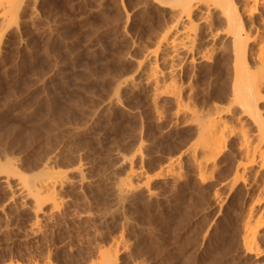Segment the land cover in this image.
Listing matches in <instances>:
<instances>
[{"label":"rangeland","instance_id":"374dc122","mask_svg":"<svg viewBox=\"0 0 264 264\" xmlns=\"http://www.w3.org/2000/svg\"><path fill=\"white\" fill-rule=\"evenodd\" d=\"M141 1L36 0L23 8L17 23L6 30L0 51V153L5 152L12 157L18 156L17 165L23 171L32 167L39 156L53 147L62 150L79 149L83 160L86 158L89 159L88 161L98 160L95 162L98 166L95 167L99 169L96 168L98 174L103 171L104 174H112L116 168L113 175L117 176L115 172L119 174L124 172L120 156L129 155L142 139L146 146L143 147V153L146 154L143 158L146 159L141 163L144 165L147 162L144 167L149 174L151 173L150 176L160 172L159 162H162L164 157L163 162L167 156L175 157L180 154L179 159L182 160H179L181 165L179 167L182 168L179 171L184 174L181 176L179 172L177 176L178 183L183 185L174 187V190L165 185L162 181L163 177L171 175H163L164 172L161 171L162 175L158 173L159 177L151 178V182L154 180V184L152 183L154 187H158L160 183V187L162 186L157 190L160 197L158 201L154 199L150 203H153L152 206L149 202H137L139 206L137 203H131L135 204L132 206L128 202L123 208L116 207L114 199L109 196L111 194L109 191L106 192L108 189L100 188L96 191L91 186L84 187L86 189H83V192L77 193L66 185L64 186L67 187L66 189L63 187L58 192L57 201L54 204L45 203L42 207L45 210L43 209V212L39 210L38 215L35 214L36 217L24 202L28 199H24L22 206L19 203L20 206L17 208L18 197H15L17 198L15 200L13 198L12 201L8 199V193L1 190L0 208L3 209H0L2 210L0 211V264H9V262L88 264L89 259L95 258L99 249L111 244V239L117 235L124 240L123 243L117 244L118 246L114 245L117 246L115 247L119 259L117 264H133V262L138 264L139 260L140 264L252 263V257L246 255L243 247L240 246L241 230L238 227L240 225L238 213L241 197L238 201L237 198L231 201L230 196L229 198L224 196L222 209L208 204L212 203L210 195L214 188L211 183L213 175L220 176L228 172L226 169L230 163L229 158L231 159L230 150L232 148L233 151L237 147L234 137L231 136L230 139L229 136L227 137L226 147L223 148L224 150L221 149L222 153L220 150L218 155H212L215 156L214 160L211 159L217 168L212 167L210 175L206 171L208 170L206 166L205 169L201 167L205 176L202 175L205 178L203 184L209 185V187L205 186L209 190V195L204 185L198 186L197 179L190 176L192 171L187 168L186 157H183L187 145L196 139L194 125L188 123L189 121L181 122L180 119L174 122L175 118L171 113L174 105L169 96L160 95L151 107L145 96V89L144 92L143 88L136 87L135 90L128 91L121 85L119 95L124 107L105 105L119 80L131 75L136 77L134 59L141 51L132 48V39L140 41L139 45L142 47L148 44L152 36L148 30L155 19L140 12L138 6ZM124 10L129 15L137 13V20H130L125 24ZM124 28L127 29V33ZM192 80V91L184 98L188 103L184 102L190 106H203L204 81L200 78L197 81ZM75 125H79V128L70 127ZM37 140L40 142L33 146V142ZM116 156H119L118 159ZM70 160L74 162V159ZM116 160L120 161L122 167L116 163ZM110 168L114 169L109 172ZM121 170L123 172H120ZM187 172L190 174L188 175ZM211 176L212 178H209ZM183 177L184 180H189V186L185 183L186 180L181 181ZM168 188L171 191H168ZM197 189L203 193H198ZM166 190L172 195H168ZM204 191L207 193L204 194ZM193 193L197 199H201L200 203L198 200V202L193 201L195 198ZM202 200L205 201V205ZM165 201L167 204H164ZM11 202L15 204L13 203L12 206ZM155 202L161 206L159 207ZM228 203L232 204V207ZM155 205L158 207H154ZM191 206L193 207L189 212ZM117 208L120 210L117 211ZM160 208L164 209L160 210ZM184 208L187 210L185 211ZM200 208L205 210L201 211ZM222 210L224 213L221 212ZM187 213L189 214L186 216ZM180 214L185 215L186 218ZM124 215L126 219L123 218ZM124 221H127L126 224ZM165 225L168 229H163ZM263 235L264 233L257 238L260 248L264 247ZM164 238L167 243H171L169 246L163 242ZM124 242L127 247L129 244L126 249L122 247ZM206 245L209 247H205ZM160 246L162 249H159ZM164 248L167 251L165 253ZM157 249L165 256L159 254ZM162 257H166L167 260L163 261ZM159 258L162 260H158ZM263 261L260 258L258 262Z\"/></svg>","mask_w":264,"mask_h":264},{"label":"bare ground","instance_id":"6f19581e","mask_svg":"<svg viewBox=\"0 0 264 264\" xmlns=\"http://www.w3.org/2000/svg\"><path fill=\"white\" fill-rule=\"evenodd\" d=\"M35 1L36 0H0V51L4 44L3 37L6 30L17 23V19L23 8ZM121 3L123 4V2ZM122 7L125 8L124 6ZM138 9L142 14H147L150 18L155 19V22L151 24L150 30H148L152 36L148 44L142 47L139 45L140 41L138 42V40L132 39V48H136V50L138 48L141 51H139V57H137V55L134 59L136 61V66L134 68L136 77H132L131 75L119 80L113 87V91L107 98L105 105L108 107H124L120 98L121 96L119 95L121 85L124 86L123 89L126 88L128 91L136 87L143 88V91L145 89V96L151 107L160 95L169 96L174 105L173 111L171 112L175 118L174 122L180 119L181 122L189 121L188 123L191 122L194 125L193 128L195 130L196 139L191 144L187 145L184 151L185 153L183 152L185 155L183 157H186V159H184L186 160L187 168H190L192 171V175L190 176L197 179L198 186L200 187L205 180V178L202 177L204 173L202 168L204 167L205 169L206 166V169H208L206 171H208V175H210L213 170L212 167L215 168L217 166L213 161L214 157L219 154L221 149H225V140H227V137L229 136V139L231 136L232 138L234 137L235 141H233L236 143L235 147L236 145L237 147L233 151L230 147L231 159L229 158L230 163L228 161L229 165L226 169L228 172L226 171L227 173L225 172V175L222 173L220 176L213 175V178L212 176L209 177L212 178L211 183L213 185L212 187H214L213 191L211 187V195L209 190L205 187H209V185H203L206 191L208 190L211 197L210 199H212V201H210L212 203L208 204L215 207L217 206L218 209L223 206L222 198L224 196L228 198L230 196L229 200L231 199V201L232 199L234 200V198H237L236 200L238 201V198L241 197V203L239 204L241 206L238 213L240 218L238 219L240 220V225L238 227L241 230L240 246L243 247L246 255L248 254L252 257L251 264H264V261L262 263L258 262L260 258L264 260V247L260 248V245H258L260 243L257 241V238L264 233V0H142ZM125 10V24L130 20H137V13L129 15ZM126 30L125 32L127 33ZM199 78L204 81V90L201 89L204 91L202 95L203 101L201 100L204 102V105L200 107L190 106V104H186L188 102H186L184 98L190 95L192 91V79L197 81ZM70 127L72 129H77L79 125ZM39 142V140L34 141L33 146ZM143 144L141 139L139 144H137L138 146H136L129 155L123 153L126 155L120 156L121 159H119L123 164L124 172L121 170L120 172H123V174L120 173L121 175L116 172L114 173L120 176L113 175L116 168L109 169V172L111 169H114L112 174H104V166L101 168L104 175L102 173V175L98 174V166L95 165V162H98V160L95 162L93 159L88 161L89 159H85V156L83 157L85 160H83L80 155L82 154L80 153L81 151H78L79 149L68 148L67 150H62L58 147H53L46 150L42 155L39 154L41 156H37V161L35 163L32 162L34 165L28 168V170L23 171H21L22 169H19L20 167L17 165L18 156L14 157L13 155L12 157V155L8 156L6 155L7 153L5 154L4 152L3 154L1 152L0 192L1 190L7 192L9 195L8 199H12V201L13 198L15 200L17 199L15 197H18L21 202L18 200L17 208L20 206L19 203H23L24 199H30V201H24L27 203H24V205L26 204L28 209L30 208V212H34L33 216L35 217L37 212H43L45 210L44 208V210L42 209L45 203L48 204L47 202H50V204H54L57 201L58 192L66 185L77 193L80 191L83 192L82 190L84 187L91 186H93L95 190H99L100 188H105L104 190L108 189L106 192L109 191L111 194L109 196H111L115 204H117L116 207L121 206L123 208V205L125 203L128 204V202L129 204L137 202H149L150 204L154 199L155 201H158V198L160 199L157 190L161 183L158 187L155 186V189L153 186L154 180L151 182V178L159 177L158 175L161 171L164 172H162L163 175H171L170 177L165 175L166 178L162 176V181L165 182V185L167 184V186L172 189L183 185L182 183H178L177 176L179 175L178 173L181 172L179 169L182 167H179L181 166L179 162L182 159H179L180 154H177L175 157L167 156L165 162H163L165 159L164 157L163 161L161 160L162 162H159V167L161 166V170L159 169L160 172H155L156 174L153 173L151 177V173L149 174V171L147 172L144 167L147 162L144 165L141 163L144 162L142 160L146 159L143 158L146 155L143 153V147L145 146V144ZM119 154L121 155V153ZM206 154L208 156H206ZM230 154L228 156H230ZM212 155L215 156L213 157ZM118 157L116 156L117 159ZM211 158H213V160ZM70 159H74V162ZM116 161V163L120 162L119 160ZM118 165H120V163ZM101 166H99V168ZM207 166L210 167L207 168ZM209 169L211 170L210 172ZM187 170L189 172V169ZM100 172L101 171H99V173ZM183 174L184 173L181 172V176H183ZM219 174L220 173L217 175ZM181 176H179V178H181ZM184 177L181 181L184 180ZM186 181L185 183H188L189 186V180ZM190 182L193 183V181ZM208 183L210 184V182ZM193 185H195V183ZM167 186L163 187L167 188ZM160 188H162V186ZM169 190L170 188H168V191ZM173 190L172 192H174ZM182 190H187L188 192L189 188L187 187L186 190ZM206 191H204V194L207 193ZM182 192L180 193L182 194ZM199 192L198 190V193ZM222 192H224L225 195L223 193L221 197ZM166 193H168L167 190ZM169 193L168 195H172ZM98 194L96 193V195ZM100 195L99 198L101 197ZM105 195L107 196V193ZM194 196L195 198L197 197L195 194ZM164 198L166 197L164 196ZM195 198L193 199L194 202L201 200L197 198L195 200ZM6 199L4 201H6ZM113 199L111 200L113 201ZM165 200L167 201V199ZM205 200L207 202L209 201V199ZM166 201L164 204H167ZM15 202L13 203L15 204ZM200 202L201 201L198 203ZM227 202L224 203L226 204ZM190 203L191 202H189V204ZM204 203L205 201H203V204ZM137 204V206H139V203ZM152 204L150 205L152 206ZM208 204H206L207 208ZM22 205L23 204H21V206ZM157 205L159 206V204ZM1 206H3V204H1ZM198 206L199 205H197V207ZM24 207L21 208L24 209ZM192 207L193 206H191L189 212H191ZM1 208L3 209V207ZM118 208L117 211L120 210ZM226 208L228 207L226 206ZM158 209L159 208H157V210ZM161 209L164 208H160V210ZM184 210L186 211L187 208H184ZM202 210L205 209L202 208L201 211ZM221 212H223V210ZM188 214L189 213H187L186 216ZM181 216L183 217L185 215ZM123 218L126 219L125 215ZM124 222L126 224L127 221ZM123 225L121 226L123 227ZM163 229L168 228H166L165 225ZM121 238L122 237L119 235H117V237L113 236L110 242L114 244L111 243L108 244L107 247L101 250L99 249L96 257L92 260L89 259L90 262L88 264H117L119 259L115 247L118 246L117 244L123 243L122 241L124 240ZM168 239L167 241L170 240ZM163 240V242H166L165 238ZM125 243L126 242H124V245L122 244L123 249L129 247V244L127 247ZM156 243L154 245H156ZM169 243L170 242L167 243L168 246ZM197 244L196 246L199 245ZM201 245H203V243ZM113 246L114 248H112ZM207 246L209 247V245L205 247ZM159 249H162V246H160ZM155 250L154 253L156 252ZM199 250L201 249L199 248ZM158 251L157 249V252ZM165 251L166 249L164 253ZM127 252H129L128 249ZM159 252L162 251L160 250ZM159 254L164 255L163 253ZM159 257L161 256L159 255ZM162 258L158 260H162ZM165 259L167 260L165 257L163 261H165ZM199 259L200 263H202L201 257ZM199 259L197 261H199ZM137 263L140 264V260ZM9 264L12 263L9 262ZM15 264L21 263L16 262ZM133 264H136V262H133Z\"/></svg>","mask_w":264,"mask_h":264}]
</instances>
